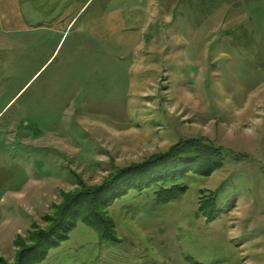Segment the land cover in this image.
Returning a JSON list of instances; mask_svg holds the SVG:
<instances>
[{
    "label": "rangeland",
    "instance_id": "1",
    "mask_svg": "<svg viewBox=\"0 0 264 264\" xmlns=\"http://www.w3.org/2000/svg\"><path fill=\"white\" fill-rule=\"evenodd\" d=\"M257 16L243 0H0V258L79 178L197 138L221 168L166 203L130 189L108 206L116 241L78 222L34 264H264Z\"/></svg>",
    "mask_w": 264,
    "mask_h": 264
},
{
    "label": "trees",
    "instance_id": "2",
    "mask_svg": "<svg viewBox=\"0 0 264 264\" xmlns=\"http://www.w3.org/2000/svg\"><path fill=\"white\" fill-rule=\"evenodd\" d=\"M221 167L219 146L197 138H182L164 151L108 173L98 183H87L79 178L73 190L61 191L60 202L52 204V213L41 216L46 223L44 227L32 224L25 238L16 236L13 261L0 258V264L41 261L52 247L68 237L78 222L92 228L99 241H116L115 222L108 213V206L117 197L130 189L141 192L152 187L157 202L166 203L185 191L179 182L189 172L207 177ZM215 200V190L207 193L200 190L202 215H214Z\"/></svg>",
    "mask_w": 264,
    "mask_h": 264
},
{
    "label": "crops",
    "instance_id": "3",
    "mask_svg": "<svg viewBox=\"0 0 264 264\" xmlns=\"http://www.w3.org/2000/svg\"><path fill=\"white\" fill-rule=\"evenodd\" d=\"M247 7L250 10H255V13L258 14L256 22L264 28V9H261V6H264V0H243ZM245 14V11H244ZM237 19L241 21L249 20L250 17L245 14L242 15L239 11L236 12Z\"/></svg>",
    "mask_w": 264,
    "mask_h": 264
}]
</instances>
